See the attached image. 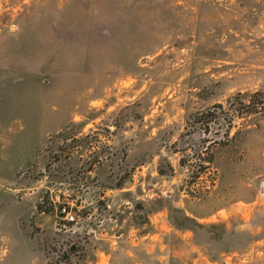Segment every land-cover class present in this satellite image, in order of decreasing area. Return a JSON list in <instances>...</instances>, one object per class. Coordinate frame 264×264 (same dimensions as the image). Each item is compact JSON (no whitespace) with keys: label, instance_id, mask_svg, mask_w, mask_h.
<instances>
[{"label":"rangeland","instance_id":"obj_1","mask_svg":"<svg viewBox=\"0 0 264 264\" xmlns=\"http://www.w3.org/2000/svg\"><path fill=\"white\" fill-rule=\"evenodd\" d=\"M7 66L0 264H264V0H0Z\"/></svg>","mask_w":264,"mask_h":264},{"label":"crops","instance_id":"obj_2","mask_svg":"<svg viewBox=\"0 0 264 264\" xmlns=\"http://www.w3.org/2000/svg\"><path fill=\"white\" fill-rule=\"evenodd\" d=\"M13 67L7 66L0 68V78L4 80V78L9 77V72L13 71ZM8 72V73H5ZM10 114L6 113L2 107L0 108V149L3 150L1 156L4 155L3 159L6 161L7 170L5 173L4 179L6 182L3 183L5 185V189L7 193L14 195V192L18 195L20 192V168H19V153H18V143L16 145L15 141L11 140L8 136L10 125L8 124V119L10 118ZM4 120V122H2ZM6 135V136H4ZM15 144V151H14ZM0 156V159H2ZM14 168L16 169V179L14 180Z\"/></svg>","mask_w":264,"mask_h":264},{"label":"built area","instance_id":"obj_3","mask_svg":"<svg viewBox=\"0 0 264 264\" xmlns=\"http://www.w3.org/2000/svg\"><path fill=\"white\" fill-rule=\"evenodd\" d=\"M60 213L63 214V217L66 221L68 222H73L75 220H77L76 218V214L74 213V211L70 208V206L68 205H63L60 208Z\"/></svg>","mask_w":264,"mask_h":264}]
</instances>
